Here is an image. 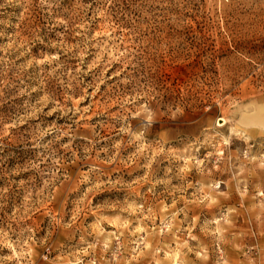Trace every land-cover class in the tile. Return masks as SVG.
Segmentation results:
<instances>
[{
    "label": "rangeland",
    "instance_id": "obj_1",
    "mask_svg": "<svg viewBox=\"0 0 264 264\" xmlns=\"http://www.w3.org/2000/svg\"><path fill=\"white\" fill-rule=\"evenodd\" d=\"M0 264H264V0H0Z\"/></svg>",
    "mask_w": 264,
    "mask_h": 264
}]
</instances>
